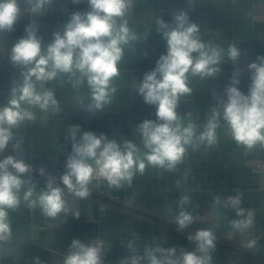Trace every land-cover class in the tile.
<instances>
[{
    "label": "crops",
    "instance_id": "crops-1",
    "mask_svg": "<svg viewBox=\"0 0 264 264\" xmlns=\"http://www.w3.org/2000/svg\"><path fill=\"white\" fill-rule=\"evenodd\" d=\"M20 5L24 6L22 2ZM88 10L87 0H54L42 14L32 16L24 10L11 32L0 33V105L7 102L13 83L19 79L20 69L8 56L12 45L26 35L25 28L35 23L37 35L47 44L72 13ZM181 10L198 24L203 40L220 45L225 52L233 43L241 50L238 69L225 55L215 77L189 78L192 92L181 97L177 108L182 120H191L202 130L211 108L227 99L225 89L234 77L246 95L251 84L248 64L264 57V0H133L126 19L140 40L126 49L118 65L120 75L114 80L117 91L111 102L102 111L90 112L85 108L90 103L86 85L75 89L68 77L47 83L45 87L55 92L59 108L33 109L35 119L14 130L20 148L14 153L10 142L0 159L14 154L31 164L30 177L39 192L50 176L63 187L58 177L72 149L67 136L73 125L121 144L129 140L139 145L136 126L146 119L156 120V109L144 102L135 86L167 51L156 20L172 24L174 14ZM217 137L214 146L189 147L183 162L172 171L146 166L130 186L125 183L117 189L94 180L88 198L68 197L71 213H78L79 218L71 214L48 218L38 207L29 208L22 200L17 209L9 211L12 237L0 242V264H34L37 257L41 264H63L73 239L104 241L105 264H119L130 255L126 244L133 237H137L141 253L145 245L153 243L193 251L195 244L188 236L201 228L212 229L216 236L212 264H264V148L237 145L222 119ZM41 168L45 170L43 175ZM185 170L189 172L187 178ZM182 194L192 198L188 210L197 221L178 230L173 219ZM237 194L242 198L241 206L253 213V226L243 233L230 226L229 222L238 218L232 209H222L219 216L212 214L216 196Z\"/></svg>",
    "mask_w": 264,
    "mask_h": 264
},
{
    "label": "clouds",
    "instance_id": "clouds-1",
    "mask_svg": "<svg viewBox=\"0 0 264 264\" xmlns=\"http://www.w3.org/2000/svg\"><path fill=\"white\" fill-rule=\"evenodd\" d=\"M21 2L35 16L50 8L54 0H0V33L13 30L21 14ZM87 3L89 10L72 13L61 30L53 33L51 42L45 44L37 35V25L31 23L25 28L26 35L12 45L8 57L20 73L7 102L0 105V153L10 142L12 151H18L20 143L15 142L14 130L35 119L33 109L59 108L55 92L45 87L51 81L68 77L75 89L86 85L90 103L85 108L90 112L102 111L111 102L117 91L114 80L120 75L118 65L126 49L140 40L126 19L133 0H87ZM156 26L166 41L167 51L135 86L144 102L156 109V120L146 119L136 126L140 144L129 140L121 144L104 134L81 131L79 125H73L67 136L72 140V149L58 177L63 187L56 183L57 178L50 176L46 187L39 192L30 177L31 164L14 154L0 159V242L11 239L9 211L17 209L22 200L29 208L38 207L48 218L68 214L79 218L78 213H71L69 196L88 198L94 180H103L117 189L125 183L130 186L134 176L143 174L146 166L174 170L183 162L189 147L217 144L221 119L237 145L247 149L257 145L264 148V57L248 64L251 81L248 93L240 91L239 80L234 77L225 89L227 99L211 108L200 130L191 120L185 123L177 112L181 97L192 92L189 78L215 77L225 55L238 69L241 50L233 43L225 52L220 45L203 40L198 24L183 10L174 14L172 24L157 19ZM39 171L43 175L45 170ZM188 175L185 170V178ZM191 200L189 195L182 194L177 201L178 211L173 222L178 230H185L197 221L188 210ZM241 205L239 194L226 198L216 196L212 214L219 216L222 209H232L238 218L231 220L230 226L243 233L253 226V213ZM188 239L195 244L193 251L182 248L178 251L176 247L165 248L153 243L145 245L141 253L137 237H133L126 244L130 255L123 257L119 264H212L211 252L216 247L213 230L201 228ZM104 255V241L84 243L73 239L63 264H105ZM33 261L41 264L38 257Z\"/></svg>",
    "mask_w": 264,
    "mask_h": 264
},
{
    "label": "built area",
    "instance_id": "built-area-1",
    "mask_svg": "<svg viewBox=\"0 0 264 264\" xmlns=\"http://www.w3.org/2000/svg\"><path fill=\"white\" fill-rule=\"evenodd\" d=\"M20 7H21V14H22V12L25 10V7L24 6H22V5H20ZM20 14V15H21ZM195 233V232H194ZM194 249H195V247H194Z\"/></svg>",
    "mask_w": 264,
    "mask_h": 264
}]
</instances>
